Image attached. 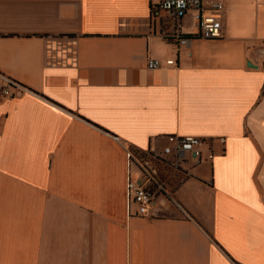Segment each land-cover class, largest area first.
I'll list each match as a JSON object with an SVG mask.
<instances>
[{
	"label": "crops",
	"instance_id": "crops-1",
	"mask_svg": "<svg viewBox=\"0 0 264 264\" xmlns=\"http://www.w3.org/2000/svg\"><path fill=\"white\" fill-rule=\"evenodd\" d=\"M218 1L178 45L149 0H0V264H264V0ZM169 135L210 142L142 218L127 150Z\"/></svg>",
	"mask_w": 264,
	"mask_h": 264
},
{
	"label": "built area",
	"instance_id": "built-area-1",
	"mask_svg": "<svg viewBox=\"0 0 264 264\" xmlns=\"http://www.w3.org/2000/svg\"><path fill=\"white\" fill-rule=\"evenodd\" d=\"M153 3L151 13H162L164 19L173 27V31L166 37L178 45H187L194 37L183 35L179 29L181 17L188 11L193 12V18L199 29V38L218 39L221 36V24L218 19L223 5L218 0H149ZM172 65L173 61H166ZM160 66L158 60H147L148 69ZM16 86V85H15ZM19 92L2 94L14 97ZM208 139L192 136H166V144L160 152L153 150L132 151L127 150L128 166L136 169L139 176L128 179L126 195L128 204L136 207V215L146 219H157L166 214L168 203L180 208L173 196V190L162 177L165 170L180 171L187 155H192L197 162L202 159L204 147L209 144ZM208 158L212 159V151H208ZM181 209V208H180Z\"/></svg>",
	"mask_w": 264,
	"mask_h": 264
},
{
	"label": "water",
	"instance_id": "water-1",
	"mask_svg": "<svg viewBox=\"0 0 264 264\" xmlns=\"http://www.w3.org/2000/svg\"><path fill=\"white\" fill-rule=\"evenodd\" d=\"M248 65L251 67L252 65H251V63H248Z\"/></svg>",
	"mask_w": 264,
	"mask_h": 264
}]
</instances>
